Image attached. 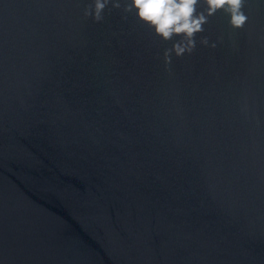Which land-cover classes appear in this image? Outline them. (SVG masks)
I'll return each instance as SVG.
<instances>
[{
    "label": "water",
    "instance_id": "95a60500",
    "mask_svg": "<svg viewBox=\"0 0 264 264\" xmlns=\"http://www.w3.org/2000/svg\"><path fill=\"white\" fill-rule=\"evenodd\" d=\"M120 2L0 0V264H264V0L167 66Z\"/></svg>",
    "mask_w": 264,
    "mask_h": 264
},
{
    "label": "clouds",
    "instance_id": "9594fccd",
    "mask_svg": "<svg viewBox=\"0 0 264 264\" xmlns=\"http://www.w3.org/2000/svg\"><path fill=\"white\" fill-rule=\"evenodd\" d=\"M205 5L204 11H197L200 3ZM110 0H93L91 9L86 8L84 15L91 16L94 21L103 19L104 9ZM112 7L121 8L120 0H112ZM245 0H124L123 11L134 12L136 18L152 29L153 33L163 41L173 40L170 49L163 52L165 65L171 64L172 55L180 57L191 53L196 47V35L204 31L208 17L218 10H223L229 17V24L234 29H241L248 22L244 12ZM200 44L209 45L205 37Z\"/></svg>",
    "mask_w": 264,
    "mask_h": 264
}]
</instances>
